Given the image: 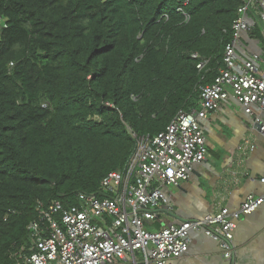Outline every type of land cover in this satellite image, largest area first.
<instances>
[{
    "label": "trees",
    "instance_id": "16d2710c",
    "mask_svg": "<svg viewBox=\"0 0 264 264\" xmlns=\"http://www.w3.org/2000/svg\"><path fill=\"white\" fill-rule=\"evenodd\" d=\"M242 5L0 0V264L30 253L39 205H77L126 166L131 131L156 136L199 108Z\"/></svg>",
    "mask_w": 264,
    "mask_h": 264
},
{
    "label": "built area",
    "instance_id": "2783aa9c",
    "mask_svg": "<svg viewBox=\"0 0 264 264\" xmlns=\"http://www.w3.org/2000/svg\"><path fill=\"white\" fill-rule=\"evenodd\" d=\"M258 26L264 28V0H243L233 24V40L224 51V67L212 84L201 88L199 108L181 110L164 132L153 137L130 130L135 151L122 170L103 178L98 193H79L77 205L65 206L61 200L39 205L38 219L28 226L30 253L20 254L15 264H174L188 252L193 231L215 239L224 258L232 261L237 223L264 205V192L248 196L234 213L221 206L202 219L161 228L153 224L159 210L165 205L170 208L164 187L189 181L195 166L206 160L201 120L231 96L247 114H253L254 106L264 111L259 57L239 64L236 52L240 36ZM208 62L199 63L198 69ZM260 131L264 135V126ZM253 146V139L247 137L238 151L246 154Z\"/></svg>",
    "mask_w": 264,
    "mask_h": 264
},
{
    "label": "crops",
    "instance_id": "0c3cea01",
    "mask_svg": "<svg viewBox=\"0 0 264 264\" xmlns=\"http://www.w3.org/2000/svg\"><path fill=\"white\" fill-rule=\"evenodd\" d=\"M236 52L239 64L257 55V66L264 70V28L243 33ZM201 126L207 139L206 160L195 166L189 181L164 187L170 208L165 205L159 210L153 224L156 228L202 219L221 206L234 213L248 196L264 192V135L260 131L264 111L254 106L253 114H247L231 96L201 120ZM247 137L253 139L254 146L241 154L238 149ZM234 250L233 260L228 261L215 239L203 231H193L188 252L174 264H264V205L237 223Z\"/></svg>",
    "mask_w": 264,
    "mask_h": 264
},
{
    "label": "clouds",
    "instance_id": "9594fccd",
    "mask_svg": "<svg viewBox=\"0 0 264 264\" xmlns=\"http://www.w3.org/2000/svg\"><path fill=\"white\" fill-rule=\"evenodd\" d=\"M2 21H4V22H3V25H4V24L6 23V20H5V19H4V20H0V22H2Z\"/></svg>",
    "mask_w": 264,
    "mask_h": 264
},
{
    "label": "rangeland",
    "instance_id": "374dc122",
    "mask_svg": "<svg viewBox=\"0 0 264 264\" xmlns=\"http://www.w3.org/2000/svg\"><path fill=\"white\" fill-rule=\"evenodd\" d=\"M3 22H0V27L2 26Z\"/></svg>",
    "mask_w": 264,
    "mask_h": 264
},
{
    "label": "water",
    "instance_id": "95a60500",
    "mask_svg": "<svg viewBox=\"0 0 264 264\" xmlns=\"http://www.w3.org/2000/svg\"><path fill=\"white\" fill-rule=\"evenodd\" d=\"M257 129H258V130H260V126H259V127H257Z\"/></svg>",
    "mask_w": 264,
    "mask_h": 264
}]
</instances>
